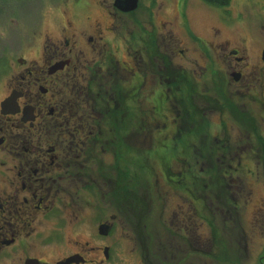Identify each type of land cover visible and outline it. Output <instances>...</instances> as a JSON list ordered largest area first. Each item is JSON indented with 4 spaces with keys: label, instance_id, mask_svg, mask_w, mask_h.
<instances>
[{
    "label": "flooded vegetation",
    "instance_id": "flooded-vegetation-1",
    "mask_svg": "<svg viewBox=\"0 0 264 264\" xmlns=\"http://www.w3.org/2000/svg\"><path fill=\"white\" fill-rule=\"evenodd\" d=\"M133 4L130 11L123 12L113 0L119 14L97 0L88 12L89 2L75 0L71 19L64 18L57 39L42 33L43 21L27 35L22 30L9 34L8 29L1 30L0 264H189L183 252L185 241L164 248L160 254L151 246L148 249L140 229L145 224L136 223L131 214L137 213L133 200L129 209H123V215L113 212L105 217L103 205L109 203L118 209V196L124 199L140 195L136 192L139 172L127 164L121 166L115 156L112 164L104 158L101 143H118L117 138H105V133L134 130L132 117L124 118L128 112L119 113L117 105L135 116L136 102L127 104L128 97L138 96V89L150 84L143 95L151 97L149 103L157 107L165 103L167 112L184 116L185 122L202 123L208 111L217 114L223 125L218 133L209 129L198 132L185 124L180 138L186 139L190 147L211 143V148L218 149L224 138L220 148H232L223 115L245 128L247 122L256 127L255 119L260 117L264 121V109L259 115L256 109L251 111L246 106L256 101L264 108V47L261 59L248 63L236 48L226 54L225 46L218 49L216 44L203 45L196 31L183 22V12L180 17L178 11L179 26L185 27L189 35L177 32L178 38L185 35L180 41L193 51L191 63L175 65L174 46L159 34L160 26L152 23L148 4L142 0H134ZM175 6L178 10L177 2ZM184 10L185 14L196 12L191 6ZM123 14H129L127 20ZM72 24L78 25L77 29L90 26L91 32L86 28L88 34L75 35ZM36 47L37 56H29ZM197 47L204 52L200 57ZM119 51L128 60L118 59ZM183 51L179 50L180 58ZM231 56L240 63L233 65ZM124 71L129 77L120 81L118 75ZM105 75L109 76L107 83L103 81ZM167 89L173 92L169 94ZM120 90L124 95L121 99ZM164 122L171 120L165 118ZM168 132L164 129V134ZM219 161L211 155L207 164ZM171 162L166 160L162 165ZM226 172L222 174L224 179ZM179 176L183 175L179 172L174 178ZM147 193L153 194L150 185ZM193 204V210L187 207L188 216L199 213L198 203ZM188 220L193 225L191 217ZM167 229L175 233L174 237L180 236L174 228ZM122 230L128 233L125 239L133 242V251H124ZM219 244L222 251L228 245L226 241ZM229 247L232 249V245ZM223 255L211 253L217 263L226 261ZM240 255L236 264L246 262L244 253ZM170 259L173 263L168 262Z\"/></svg>",
    "mask_w": 264,
    "mask_h": 264
},
{
    "label": "rangeland",
    "instance_id": "rangeland-1",
    "mask_svg": "<svg viewBox=\"0 0 264 264\" xmlns=\"http://www.w3.org/2000/svg\"><path fill=\"white\" fill-rule=\"evenodd\" d=\"M74 1L0 0V32L2 29H8V34L22 30L27 35V33H33L34 29L37 30L43 21L45 23L42 24V33H49L53 39H57L62 34L60 30L64 25V18L71 19ZM94 1L96 3L97 0H85L90 5L88 12L91 11ZM112 1L98 0V2L105 3L107 8L110 7L112 12L121 14L113 7ZM142 2L145 5L148 4V11L152 13L150 16L152 23L155 26H160L159 34L165 38L166 42H172L175 65L178 62L183 65L191 63L193 51L186 45V42L180 41L182 37L189 35L185 34L187 33L185 27L183 28L181 24L179 26L178 11L180 17L183 12V22L191 31L193 29L196 31L203 45L216 44L218 49L225 46L226 54L236 48L240 51L239 56H245L248 63H256L261 59L260 53L264 47V1L262 0H230L229 5L223 11V8H215L202 0H142ZM176 2L178 10L175 6ZM187 6L194 7L196 12L190 14L187 11L185 14L184 8ZM182 7L184 11H182ZM83 12L87 11L84 9ZM123 15L127 20L129 14ZM125 18L123 16L121 22ZM176 23L177 28L174 27ZM44 24L47 27H44ZM47 28L48 30H46ZM77 28L78 25L72 24L75 35H80L82 32L88 34L92 27ZM86 28H89L88 32L85 31ZM177 32L185 35L178 38ZM78 42L81 44L79 39ZM179 50H184L182 58L178 56ZM38 51L39 49L36 47L29 53V56H37ZM198 51L197 56L200 57L199 55L204 52L201 49ZM117 56L118 59L128 60L121 51ZM229 59L233 65L240 63L232 56ZM159 72L163 71L159 70ZM118 77L122 81V79H127L129 74L124 71V74L121 73V76L118 75ZM108 78L109 76L105 75L103 81L107 83ZM156 80L159 82L158 78ZM149 86L150 84L142 85V88L140 87L137 91L138 96L128 97L130 101H127V104L136 102L135 116L131 110H121L119 105L116 107L119 113L128 112L123 114L124 118L132 117L134 130L105 133V138L109 137L113 140L117 138L116 146L106 142L101 143L105 150L106 161L110 160V164H112V157L115 156L119 164H122L121 166L127 164L132 171L139 172L135 173L138 174L139 180L136 192L140 195L132 198L126 196L124 199L122 195L118 196L117 199L121 202L118 205L119 210L111 207L109 203L103 205L106 207L104 209L105 217L113 212L123 215V209H129L130 202L133 200L137 213L132 212L131 214L135 215L136 223L145 224L140 229L147 238L146 246L149 250L151 248L154 252L159 250L160 254L164 248H174L177 243L185 241L187 245L183 252L189 264H236L235 260L240 258L237 256H241L242 253H244L243 260L246 261L244 264H264V121L260 117L255 119L256 127H252L251 122H247L245 128L244 124L238 125L233 122V118L227 114L223 115V119H226L229 127L227 136L233 144L232 148H220L224 145L222 143L225 141L224 138L218 145V149L211 148V143L203 147H190L185 143L186 139L180 138V134L186 128L185 124L192 125L194 127L192 130L198 132L209 129L211 133L216 131L218 133L223 130L221 119L217 114L208 111L207 117L202 123L199 120L194 124L185 122L184 116H175L172 112H167L165 103L160 107L153 105L154 103L151 105L149 103L151 97L143 96ZM174 87L178 90L179 84ZM167 90L169 94L173 92L170 89ZM92 91L96 92L94 87ZM122 92L120 90V99L124 96ZM156 96H158V91ZM252 103L256 106L252 107L247 104V108L251 111L256 109L260 115L264 109L261 108L263 106L260 107L256 101ZM108 112L112 114L111 109ZM165 118H170L171 122H164ZM183 120L184 122H182ZM165 123H168L166 128ZM223 124L225 125V122ZM159 129H163V132L157 133ZM164 129L169 132L164 134ZM155 135L158 137L156 138ZM128 147L130 150L127 149ZM211 155L217 156L221 161L218 164H207ZM1 156L2 153H0ZM169 159L172 161L169 166L162 165L163 161ZM197 161L199 162L197 163ZM229 161L230 164H228ZM225 169H227V177L224 180L227 182L222 185L218 183L217 178L221 179V175L218 173L221 174L219 171ZM132 171L130 172L132 173ZM179 172L183 176L174 178ZM125 178L129 177L125 176ZM192 180L199 181L200 186L195 185L192 189L188 187ZM149 185L156 192L155 195L147 193ZM193 192L195 193L193 194ZM199 200L197 216L193 213L192 216H188L187 207L193 210V206H195L193 203ZM196 207L198 208V206ZM89 210V213L94 211L91 207ZM179 215L184 219L179 218ZM188 217H191L193 225ZM180 220H182L181 224L178 222ZM194 225L195 227L191 228ZM167 227L174 228L180 236L174 237L175 233H171ZM127 234L125 230H122L120 238L124 243V251L129 252L133 251L134 244L125 239ZM243 236L244 240H241ZM215 240H217L216 243ZM221 241L228 243L224 251L219 244ZM246 244L248 248H245ZM231 245L232 249L229 247ZM172 250L170 249L168 252L171 253ZM134 252L140 251L135 249ZM214 252L224 254L223 256L227 258L226 261L217 263L216 259L211 256V253ZM168 262L173 263L171 259ZM157 263L159 264V262Z\"/></svg>",
    "mask_w": 264,
    "mask_h": 264
},
{
    "label": "trees",
    "instance_id": "trees-1",
    "mask_svg": "<svg viewBox=\"0 0 264 264\" xmlns=\"http://www.w3.org/2000/svg\"><path fill=\"white\" fill-rule=\"evenodd\" d=\"M202 1H204L205 3L211 5V6L215 7V8H223L222 11H223L224 8H225L227 5H229V3H230V0H202ZM262 1H264V0H262ZM225 11H226V10H225ZM164 157H165V156H164ZM164 157H162V159H164ZM166 159H168L167 156H166ZM169 161H170V159H169ZM228 171H229V170H228ZM219 172H220L221 174L218 173V175H221V179H218V178H217V180L219 181L218 183H220V184H222V185H225L227 181L224 180V178H223V176H222V174L225 172V170H221V171H219ZM195 185L200 186L199 181L196 182ZM188 187H190L191 189H192V187H194V181H193V180L191 181V183L189 184ZM151 188H152V186H151ZM152 189H153V188H152ZM155 194H156V192H155L154 189H153V194H152V195H155ZM197 197H198V196H197ZM201 200H202V199H201ZM199 202H200V200L197 201L198 205H199Z\"/></svg>",
    "mask_w": 264,
    "mask_h": 264
},
{
    "label": "water",
    "instance_id": "water-1",
    "mask_svg": "<svg viewBox=\"0 0 264 264\" xmlns=\"http://www.w3.org/2000/svg\"><path fill=\"white\" fill-rule=\"evenodd\" d=\"M133 2L134 0H115V6L123 12H128L134 7V4L133 6H131ZM263 59H264V52H263Z\"/></svg>",
    "mask_w": 264,
    "mask_h": 264
}]
</instances>
